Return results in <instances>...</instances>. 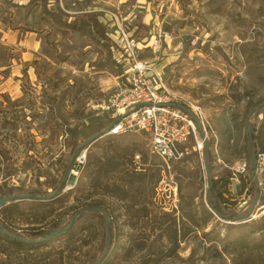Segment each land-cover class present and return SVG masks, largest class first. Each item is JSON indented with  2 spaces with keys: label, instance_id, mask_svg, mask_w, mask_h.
<instances>
[{
  "label": "rangeland",
  "instance_id": "rangeland-1",
  "mask_svg": "<svg viewBox=\"0 0 264 264\" xmlns=\"http://www.w3.org/2000/svg\"><path fill=\"white\" fill-rule=\"evenodd\" d=\"M56 5L69 19L102 12L119 46L113 58L52 22L45 8ZM139 20L141 43L153 27L171 35L158 54L143 44L141 58L209 122L204 149L182 146L168 164L142 132L107 134L105 106L126 64L121 30ZM262 101L264 0H0V198L9 189L38 196L2 204L0 225L26 240L51 235L20 249L0 236V264H229L203 236L221 237L227 223L215 214L203 223L207 186L216 181L226 211L249 209L245 132ZM74 148L85 154L78 171L66 169ZM253 172L264 174V154Z\"/></svg>",
  "mask_w": 264,
  "mask_h": 264
},
{
  "label": "built area",
  "instance_id": "built-area-1",
  "mask_svg": "<svg viewBox=\"0 0 264 264\" xmlns=\"http://www.w3.org/2000/svg\"><path fill=\"white\" fill-rule=\"evenodd\" d=\"M120 35L126 64L105 106L106 110H112L115 118L107 134L144 133L150 153L165 164L183 156L182 146L189 145L194 152H201L209 128L202 108L174 96L158 71L141 58L143 44L153 54H158L163 42L171 40L170 33L153 27L148 40L142 43L130 38L124 30ZM84 161V153L75 156L71 170L78 171Z\"/></svg>",
  "mask_w": 264,
  "mask_h": 264
},
{
  "label": "trees",
  "instance_id": "trees-1",
  "mask_svg": "<svg viewBox=\"0 0 264 264\" xmlns=\"http://www.w3.org/2000/svg\"><path fill=\"white\" fill-rule=\"evenodd\" d=\"M45 10L47 11L48 18L52 20V22L64 28L71 29L79 35L86 36L93 43L103 44L104 47L108 50V57L110 59L113 58V51L119 46L107 34L105 25L100 20V18L103 16L102 12H82L81 14L75 16L73 19H69L70 16L59 10L57 5L51 8V10L46 8ZM144 27V23L139 20L132 25L126 26L124 28V32L130 38L141 40L146 33V29H144ZM122 71L123 70L120 69V74L122 73ZM255 108L257 109L254 110L253 108L252 111L254 113L256 122L248 124L245 132L246 151L251 164V175L249 178L252 181V200L249 209L243 214H238L233 211H226L225 205L223 204L225 202L224 198L219 192L216 186V181L214 180H210L208 182L206 191V201L208 207L210 208V211L207 209L203 210V223L207 224L213 214L226 221L227 223H225L224 232L222 233L221 237L217 232L216 234H214L215 231L213 229L208 232H204L203 236L207 242L213 243L216 249L219 248L218 252L220 254L227 255L229 264H264V206L263 209H260V211L257 212V215L254 217L252 212L253 207L257 204V202H259V205H264V190L263 192H260V187L257 184L258 179H264V174H261V176L258 177L253 172L255 167L257 166L259 155L264 154V101L258 103ZM259 115L260 118H258ZM114 121L115 118H112L107 128ZM104 133L105 130L101 131L98 135H103ZM111 135L117 136L115 134ZM141 145H143L142 142L136 141L137 147H141ZM75 150V148L72 150V154L75 153ZM73 160L71 161V164L66 167V169L71 168ZM64 186L65 182L63 180L60 181V184L56 189H54L56 195L62 192ZM13 192L14 190L9 189L4 195H10ZM193 197V194L190 195L191 200L193 199ZM39 199L42 198L39 196ZM40 202L42 201L40 200ZM78 213L79 212L75 213L77 214V217L79 216ZM239 216L242 217L240 218ZM65 228L66 226L61 230ZM106 233L109 234L106 236V238L108 237V241L111 230H109L108 232V230L106 229ZM39 234L40 237L36 240H26L15 236L14 234L10 233L4 225H0V236L10 241L15 247L19 249L23 247L26 248L42 246L46 243L47 240L50 239L51 236L50 232H46L44 229L41 230ZM213 234V237H208L209 235Z\"/></svg>",
  "mask_w": 264,
  "mask_h": 264
},
{
  "label": "water",
  "instance_id": "water-1",
  "mask_svg": "<svg viewBox=\"0 0 264 264\" xmlns=\"http://www.w3.org/2000/svg\"><path fill=\"white\" fill-rule=\"evenodd\" d=\"M93 138L94 137H92V139ZM82 145H84V143ZM82 145L80 146V148L82 147ZM80 148H78L76 150V152L73 154L72 160L74 159V157L76 156V154L78 153V151H79ZM19 198L34 199V198H38V196L37 195H32V194H15V195L3 196V197L0 198V206L2 204H4V203L8 202L9 200H13V199L16 200V199H19ZM239 217L241 218L242 216H239ZM107 224H108V222H107Z\"/></svg>",
  "mask_w": 264,
  "mask_h": 264
}]
</instances>
